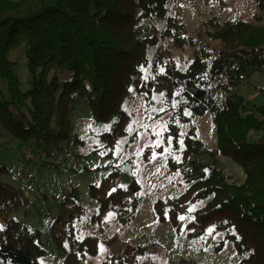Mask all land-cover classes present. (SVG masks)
<instances>
[{"label": "trees", "instance_id": "16d2710c", "mask_svg": "<svg viewBox=\"0 0 264 264\" xmlns=\"http://www.w3.org/2000/svg\"><path fill=\"white\" fill-rule=\"evenodd\" d=\"M176 3L0 0V139L54 157L71 142L83 143L76 133L71 139L70 121L83 101L97 123L111 125L98 137L108 151L111 172L89 187L98 205L92 220L106 227L104 216L112 213L118 225L129 227L144 198L135 179L118 184L123 170L113 151L118 137L129 134L132 117L124 104L132 90L147 105L158 99L168 115L164 145L145 149L143 161H151L153 153L163 155L168 178L182 193L154 201L157 221L169 222L177 235L190 240L204 238L210 228L221 231L233 243L239 264H264V105L250 106L235 93L264 70V22L260 17L255 22L211 20L204 25L210 45L200 35H188L175 16ZM255 6L263 12L264 0H255ZM186 46L195 48L194 57L181 70L174 50ZM19 49L26 60L27 88L12 59ZM207 114L214 126L213 147L196 125ZM202 156L211 162L204 163ZM222 157L242 168L243 182H233L217 166ZM10 174L0 162V178ZM27 204L18 188L0 180V264H48L42 232L13 217ZM84 213L77 188L68 190L48 231L53 248L63 253L62 264H87L99 253L98 237L74 236L73 225ZM142 250L112 253V260L101 264L130 262Z\"/></svg>", "mask_w": 264, "mask_h": 264}, {"label": "rangeland", "instance_id": "374dc122", "mask_svg": "<svg viewBox=\"0 0 264 264\" xmlns=\"http://www.w3.org/2000/svg\"><path fill=\"white\" fill-rule=\"evenodd\" d=\"M176 18L185 25L188 35H200L202 41L209 43L204 33L205 23L211 20L252 21L260 17L264 22V11H258L255 0H177L174 9ZM159 28L161 21L156 22ZM212 45H214L212 43ZM194 49L186 46L174 50V57L181 70H185L194 57ZM23 49L12 54L17 62L15 69L23 87H28L26 60ZM250 106L264 105V70L252 76L250 81L239 86L235 92ZM132 96L124 104L125 111L131 115V131L118 137L114 148V156L121 162L123 175L118 184L125 186L132 179L138 181L143 195L142 205L129 227L118 225L112 213L104 216L108 224L101 227L98 220H92L98 211L97 203L90 197L89 187L97 185L111 172V163L106 156L107 150L99 141V136L111 130L108 123H97L89 107L80 101L70 114L72 137L83 141L79 145L69 147L54 157H49L44 151L35 149L32 145L21 144L6 137L0 139V162L11 172L0 178L19 189L20 195L28 199L25 208L19 209L13 217L21 224L42 232L41 242L47 251L45 263L62 264L63 253L53 248L49 228L58 213V204L65 193L77 188L80 204L85 208L82 218L73 225L74 236L82 239L86 236L99 238V253L88 260L87 264H101L111 261V255H126L142 247L143 250L134 259L126 263L114 264H188L184 260L195 261L198 264H239L234 245L224 239L221 231L209 229L207 235L199 240L186 239L185 235H177L169 222L157 221L153 203L157 199L175 198L182 189L174 186L168 176L167 160L159 154L151 161H143V151L164 145V134L167 124V114L164 105L157 99L154 105H147L141 96ZM218 104L221 96L216 95ZM200 137L210 147L215 145L214 126L209 114L196 122ZM156 133H159L157 135ZM136 136V137H135ZM135 138V140H132ZM66 146V144H65ZM102 149L98 153L93 150ZM165 153H168L165 150ZM200 159L204 163L211 160L207 156ZM217 166L231 178L233 182L241 183L245 179L242 168L230 157L219 158ZM200 204L190 210L196 211ZM223 242L216 251V246ZM122 244V250L119 246ZM117 260V259H115Z\"/></svg>", "mask_w": 264, "mask_h": 264}, {"label": "snow or ice", "instance_id": "6c2138e0", "mask_svg": "<svg viewBox=\"0 0 264 264\" xmlns=\"http://www.w3.org/2000/svg\"><path fill=\"white\" fill-rule=\"evenodd\" d=\"M162 71V70H161ZM129 131H131V127H129L128 129ZM157 135H159V133H156ZM170 142V141H169ZM181 144H182V141H181ZM153 156H155V153H153ZM181 220L184 219V217H180ZM212 229H209V233H211Z\"/></svg>", "mask_w": 264, "mask_h": 264}, {"label": "crops", "instance_id": "0c3cea01", "mask_svg": "<svg viewBox=\"0 0 264 264\" xmlns=\"http://www.w3.org/2000/svg\"><path fill=\"white\" fill-rule=\"evenodd\" d=\"M122 247H123V246H122V244H120V246H119V248H118V249H119V251H121V250H122Z\"/></svg>", "mask_w": 264, "mask_h": 264}]
</instances>
